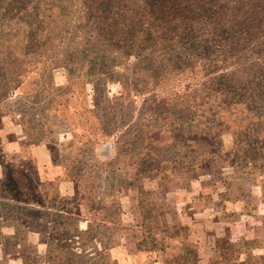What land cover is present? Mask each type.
Listing matches in <instances>:
<instances>
[{
	"label": "rangeland",
	"instance_id": "rangeland-1",
	"mask_svg": "<svg viewBox=\"0 0 264 264\" xmlns=\"http://www.w3.org/2000/svg\"><path fill=\"white\" fill-rule=\"evenodd\" d=\"M43 49L47 51L42 54L50 58L47 69L41 65L36 68L37 76L9 87L15 95L0 103V156L4 154L16 170L20 168L43 183L41 195L58 193L74 198L80 188L65 172L73 174L78 162L89 165L90 157L69 150L85 143L79 136H96L89 129L93 117L97 116L102 128L118 140V159L107 158L106 140H100L96 149L90 147L93 142L82 147L90 151L92 160L97 156L101 171L105 170L92 174L101 177L96 182L99 191L94 202L103 197L106 188L115 195L109 209L119 228L113 233V246L104 254L105 260L99 261L97 254H91L94 248L100 252L93 242V249L84 246L79 258L68 264H131L129 249L128 254L117 253L119 257L112 249L127 244L133 231L141 232V247L144 233L137 226L145 224L141 227L146 231L175 233L177 217L190 215L193 210L202 244L185 243L184 250H192L196 259L200 255V264H264V153H258V148L264 147L263 105H239L213 98L214 88L203 86L205 80L198 71L172 68L157 72L147 58H142L144 53L137 66L129 49L121 51L119 66L113 70L93 53L76 58L51 50L53 46ZM61 54L58 60L53 59ZM169 59L168 51L162 64ZM261 60L256 63L263 68ZM250 128L252 135L247 131ZM142 135L148 140L140 141ZM37 140L41 142L32 143ZM19 147L20 153L13 152ZM125 155L132 157L134 167L143 155L153 161L151 173L135 184L148 194H139L137 186L125 188V194L116 193L127 171L119 162ZM21 156L26 161L21 162ZM13 209L0 219V264H47L48 256H59L61 247L81 246L76 243L73 226L84 230L85 220L90 218L83 215L81 206L72 205L73 220L67 216L61 219L68 224L67 229L58 223L52 232L34 214L14 218ZM49 221L51 227L55 221L60 222L53 213ZM27 224L42 235L29 231ZM96 230L90 234L96 235ZM122 232L124 237L119 239ZM220 239L231 247L219 254L215 246ZM134 241L133 236L130 242ZM46 242L52 243L50 249L55 252H49ZM170 245L178 254L180 244L170 241ZM194 261L191 255L182 258L180 264H197ZM52 262L56 264L57 260Z\"/></svg>",
	"mask_w": 264,
	"mask_h": 264
},
{
	"label": "trees",
	"instance_id": "trees-1",
	"mask_svg": "<svg viewBox=\"0 0 264 264\" xmlns=\"http://www.w3.org/2000/svg\"><path fill=\"white\" fill-rule=\"evenodd\" d=\"M51 46V50L76 58L93 53L101 59L103 65L107 64L112 70L119 66L117 60L121 51L129 49L137 66L142 61L140 55L144 53L142 58H147L157 72L172 68L198 71L205 80L203 86L209 84L214 88L213 98L239 105L247 103L251 106H264V66L261 68L256 63L263 62L261 59H264V0H0V103L6 97L15 95L9 87L37 76L39 70L36 71V68L41 65L47 69L50 58L42 53L47 51L44 47L50 49ZM65 50L69 51L65 53ZM168 51L171 59L162 64ZM61 57L62 54L53 59ZM153 97L157 100V97ZM1 105L0 112L3 107ZM93 119L89 129L93 130V136L98 135L97 139L96 136H79L85 143L69 150L82 152L90 157L89 165L85 161L78 162L72 168L73 174L65 172L71 178L69 181L77 182V187L80 188L75 192L74 198H64L58 193L55 196L41 195L40 192L45 187L43 183L28 173H22L20 168L16 170L6 162L4 154L0 156V166L3 169V177L0 178V219L14 208V218L17 219L20 214L23 217L34 214L55 232L58 223L67 229L68 224L62 222V218L75 217L72 205L81 206L85 211L83 215L90 217L84 219V230L73 226L77 234L76 243L81 246L61 247L59 256H48L47 264H52L55 260L56 264L72 263L83 253L84 246L93 249V242L100 252L97 253L94 248L95 251L91 254H97L99 261H104V254L113 246V233L119 229L117 220L109 211L114 202V192H109L106 188L102 192L103 197L94 202L99 191L96 182L101 177L100 174H92L101 171V163L97 156L92 160L90 151L82 148L90 142L94 143V146L90 145L94 148L100 140H106L110 153L107 158L118 159L115 158L119 155L116 152L118 140H115L117 136L110 134L105 127L102 128L103 124L97 120V116ZM247 131L252 135V128ZM138 139L143 142L148 140L145 135ZM35 142L41 140L32 141ZM2 149L0 145L1 153ZM20 151V147L13 150L15 153ZM260 151L264 153V147L258 148V153ZM25 155L32 159L29 152ZM25 159L27 158L21 156V162L26 161ZM131 159L128 155L119 158L127 171L122 174L125 178H121L122 183L116 193L125 194V188L137 186L139 194H148L141 185L135 184L151 173L153 161L148 155H143L139 164L134 167ZM122 169L119 168L118 171ZM104 171L103 169L101 172ZM3 201L11 204L2 205ZM51 213L60 220L55 221L53 227L49 221ZM36 225H39L38 221ZM143 225L145 226L141 224ZM141 226L137 228L144 233V239L140 243V248L144 251H164L167 247L165 237L173 239L177 235V232L146 231ZM27 227L29 231L42 235L39 229H31L30 224ZM156 228L159 226L156 225ZM170 228L175 229V226ZM95 229H98L96 235H91ZM123 237L122 232L119 239ZM51 244L45 243L52 253L55 251L50 249ZM185 246L187 247L182 244L178 248L181 255L175 258L176 264H180L182 258L195 254L192 250V253L184 250ZM215 247L220 254L225 247L230 248L231 245L220 239L216 240ZM91 264H95V261Z\"/></svg>",
	"mask_w": 264,
	"mask_h": 264
},
{
	"label": "crops",
	"instance_id": "crops-1",
	"mask_svg": "<svg viewBox=\"0 0 264 264\" xmlns=\"http://www.w3.org/2000/svg\"><path fill=\"white\" fill-rule=\"evenodd\" d=\"M17 150L18 148H14ZM32 155V152H31ZM193 208H190L189 210L191 211ZM196 211L193 210L192 214L177 217L178 220V226H177V235L171 239L168 238L167 236L165 237V240L167 242V247L163 249L164 251H158L156 249H151L150 251H144L139 247V242L141 241L140 231H133L131 232V235L128 236V241L127 244L119 247H115L112 250H114V253H123L126 251L128 254V249L130 250L129 253H131L128 258L131 257V264H176L175 263V258L180 256L181 253L175 252L172 249H170V243L169 241L172 242H177L180 245L185 244V243H190V244H195L199 245L202 244V239H201V231L198 228V225L196 224ZM135 237L134 242H130V239L132 237ZM129 243V244H128ZM200 246V245H199ZM214 247V246H213ZM201 251V249L198 250V253ZM211 252H215V250H212V247L210 248ZM124 254V253H123ZM216 254V253H215ZM213 254V256L215 255ZM122 255V254H121ZM194 255L195 263L200 264L201 259L200 255L197 256L196 259V254ZM119 257V255H117ZM146 259V261H144Z\"/></svg>",
	"mask_w": 264,
	"mask_h": 264
}]
</instances>
